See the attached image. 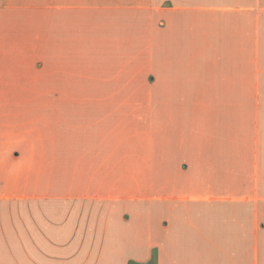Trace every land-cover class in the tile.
<instances>
[{"label":"crops","instance_id":"crops-1","mask_svg":"<svg viewBox=\"0 0 264 264\" xmlns=\"http://www.w3.org/2000/svg\"><path fill=\"white\" fill-rule=\"evenodd\" d=\"M153 258L264 264V0H0V264Z\"/></svg>","mask_w":264,"mask_h":264},{"label":"rangeland","instance_id":"rangeland-1","mask_svg":"<svg viewBox=\"0 0 264 264\" xmlns=\"http://www.w3.org/2000/svg\"><path fill=\"white\" fill-rule=\"evenodd\" d=\"M79 60H80V58H79ZM82 65L81 64H79V67H81ZM83 71H85V69H83ZM143 88H145V87H143ZM151 88L152 87H148L147 89H146V92H148V94L149 93H151V92H154L153 90L151 91ZM138 89L139 88H137V87H135V86H133V93L134 92H137L138 91ZM154 124H155V115H154ZM142 136H144V135H142ZM137 138H139V136L137 137ZM147 141L148 142H151L152 143V146H154L155 145V131H154V129H153V131H149V133H148V135H147ZM69 184H71V183H69ZM79 184V183H78ZM78 189H79V187H78ZM151 264H153V263H151Z\"/></svg>","mask_w":264,"mask_h":264},{"label":"trees","instance_id":"trees-1","mask_svg":"<svg viewBox=\"0 0 264 264\" xmlns=\"http://www.w3.org/2000/svg\"><path fill=\"white\" fill-rule=\"evenodd\" d=\"M152 263L154 264V258H153V262Z\"/></svg>","mask_w":264,"mask_h":264}]
</instances>
